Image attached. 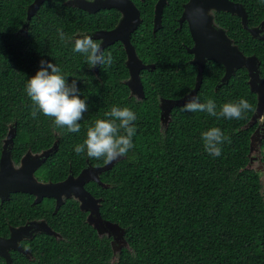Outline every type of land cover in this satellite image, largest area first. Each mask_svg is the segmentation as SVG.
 I'll return each mask as SVG.
<instances>
[{"label":"trees","instance_id":"trees-1","mask_svg":"<svg viewBox=\"0 0 264 264\" xmlns=\"http://www.w3.org/2000/svg\"><path fill=\"white\" fill-rule=\"evenodd\" d=\"M65 1H46L23 32L33 0H0V159L3 141L14 128L16 163L29 150L38 153L60 139L57 153L38 172L44 180L61 181L70 170L78 174L88 160L95 167L104 166L103 158L77 155L74 148L84 143L87 130L97 120L111 119L106 113L113 107L131 110L136 116L134 147L118 158L112 169L101 173L100 179L108 187L94 182L86 186L102 200L103 219L125 230L128 247L115 257L112 238L100 237L78 204L71 203L54 215L52 209L38 205V218H50L64 239L40 235L34 242L36 259L29 261L13 252V264H264V173L248 168L256 127L250 122L257 108L248 71L238 70L216 90L225 68L209 61L198 93L200 102L212 100L217 112L226 103L246 99L253 110L243 118H218L176 107L168 125L163 126L161 99H182L196 85L198 68L191 64L193 55L188 52L194 42L188 24H180L183 4L189 0H170L163 28L156 35L153 17L157 0H137L145 11L132 43L144 64L155 65L152 72L141 73L145 88L141 101L131 96L125 84L129 71L121 42L104 51L105 57L109 53L113 57L111 66L92 68L86 55L73 51L77 35L116 28L120 13L109 10L93 15L66 6ZM231 1L245 7L250 28L264 22V0ZM215 22L247 57L259 58L264 79V41L252 37L237 16L218 12ZM58 30L63 31L64 41ZM41 60L56 64L68 83L76 80L80 98H87L88 111L78 122V133L56 127L54 118L42 113L32 117L34 105L25 87ZM214 127L229 138L220 146L219 157L205 151L201 135ZM51 170L58 171L60 178ZM23 196H14L8 203L13 212L7 209V217H14L10 221L14 225L24 223L30 212L31 206L24 202L27 196ZM4 222L6 218L0 214L1 237L10 233ZM0 264H6L2 257Z\"/></svg>","mask_w":264,"mask_h":264},{"label":"water","instance_id":"water-1","mask_svg":"<svg viewBox=\"0 0 264 264\" xmlns=\"http://www.w3.org/2000/svg\"><path fill=\"white\" fill-rule=\"evenodd\" d=\"M47 0H35L28 9L27 22L23 31H26L31 19L37 14L38 9ZM145 1V0H143ZM168 0H159L155 7L154 35L163 28V14ZM68 6L79 8L91 14L102 9H117L122 14V19L110 31H98L91 37L101 41V49L121 42L127 54L126 66L129 71V79L125 82L131 96L141 101L145 98V88L142 82V71L152 72L155 65H146L139 58L136 48L132 43V36L142 23L141 12L129 0H95L94 2H84V0H73L67 3ZM225 12L237 16L245 30L249 31L252 37L264 41V22L255 28L248 25V14L245 7L240 3L231 0H190L184 5V11L180 18L181 26L186 22L189 25L191 36L194 42L188 52L193 55L191 64L197 66L198 74L194 90L187 96L179 100L161 99V122L167 126L171 112L176 107H183L192 96H198L204 80V71L207 62H215L225 68V75L218 84L216 90L226 85L231 77L240 69H246L249 74V86L251 92L257 96V108L251 119L250 125H255L259 119L264 117V79L261 72V61L256 55L247 57L234 41L227 35V32L216 25L215 13ZM15 132L10 130L5 140L4 149L0 159V198L2 201H9L12 194L26 193L37 197L36 204H40L44 198H55L57 209L63 205V198H74L80 203L82 212H88L87 223L92 226L100 237L105 235L112 238V247L115 257L122 252L124 247H128L124 239L125 230L117 223H112L103 219L100 208L101 199L94 197L87 189L86 185L95 182L102 187H108L101 179L102 172L113 168L116 161L106 163V165L92 168H85L78 177L70 176L66 181L59 183L43 184L35 176L36 171L43 165L44 158H48L51 153L58 150L56 143L47 153L40 155L28 152L21 160L20 167L14 165L12 159V148ZM264 135H260V130H256L251 136L250 154L254 151L261 155V150H255L258 144L261 145ZM250 168V165L248 166ZM259 168L258 171H262ZM36 232L55 235V233L44 223L34 224ZM29 227H21L11 230L10 239L0 238V257L4 258L6 264H13L10 255L11 250L23 253L20 247V234L29 230Z\"/></svg>","mask_w":264,"mask_h":264},{"label":"clouds","instance_id":"clouds-1","mask_svg":"<svg viewBox=\"0 0 264 264\" xmlns=\"http://www.w3.org/2000/svg\"><path fill=\"white\" fill-rule=\"evenodd\" d=\"M58 34L61 41L66 39L62 30H58ZM73 51L86 55L87 62L92 68L105 65L111 66L113 63L111 53L105 57L101 44L95 42L88 35L75 39ZM25 91L34 105L31 113L33 118H36L38 113H42L44 116L54 118V125L58 128L67 129L70 133L80 131L78 122L83 119L84 113L88 111L87 98H80L77 81L72 80L71 83H68L67 79L61 75V69L56 64L41 60L39 70L35 76L28 80ZM181 110L192 113L206 112L218 118L239 120L248 111L253 110V106L246 99H240L237 103L224 104L222 109L217 112L216 104L212 100L201 103L198 96H192ZM106 116L111 117V119L97 120L95 125L87 130L84 143L75 146L74 151L77 155L86 153L88 158H103L105 163H111L120 157L126 156L134 147L132 138L136 135V127L133 124L136 120L135 114L128 108L113 107L110 112L106 113ZM10 130L16 132L14 128H10ZM121 130H123V134H121ZM201 135L205 151L210 156L219 157L221 155L220 146L229 138L219 128L215 127ZM59 142L60 139L56 142L58 146ZM262 144L263 140L260 145L261 155ZM13 147L14 143L11 146L12 150ZM262 172L264 173V170Z\"/></svg>","mask_w":264,"mask_h":264},{"label":"flooded vegetation","instance_id":"flooded-vegetation-1","mask_svg":"<svg viewBox=\"0 0 264 264\" xmlns=\"http://www.w3.org/2000/svg\"><path fill=\"white\" fill-rule=\"evenodd\" d=\"M48 1V0H47ZM70 1H73V0H66L65 1V5L67 6L68 4V2H70ZM95 0H84V2H94ZM130 2H132L138 9H139V11L141 12V17H142V11L144 12L145 11V9L143 10V8H141V6H140V3H138L137 2V0H129ZM138 1H141L142 3H145L146 2V0L145 1H143V0H138ZM158 1L159 0H157L156 1V3H155V5H154V17H155V7H156V4L158 3ZM190 1V0H189ZM188 1V2H189ZM35 2V0H33V2H32V4ZM169 2H170V0H168V3H167V5L165 6V8L169 5ZM188 2H186L185 4H187ZM31 4V5H32ZM185 4H183V8H184V5ZM30 5V6H31ZM29 6V7H30ZM43 6V5H42ZM41 6V7H42ZM29 7H28V9H29ZM40 7V8H41ZM40 8L38 9V12H39V10H40ZM75 9H79V8H75ZM79 10H81V9H79ZM109 10H116V11H118L117 9H102V10H100V11H98V12H96V13H94L93 15H96V14H98V13H100L101 11H109ZM82 11H84V10H82ZM38 12H37V14H38ZM86 12V11H85ZM119 12V11H118ZM87 13H89V12H87ZM120 13V12H119ZM89 14H91V13H89ZM27 15H28V10H27ZM120 15H121V17H120V20L122 19V14L120 13ZM28 17V16H27ZM153 17V24H154V18ZM120 20H119V22H120ZM186 23V22H185ZM188 24V23H187ZM189 26V25H188ZM99 31H110V30H99ZM98 32V31H97ZM85 35H87V34H84V35H77L76 36V39L77 38H81V37H83V36H85ZM88 36H92V35H88ZM94 40V39H93ZM95 41H98V43H101V41L100 40H95ZM217 88V87H216ZM256 125V127H255V131L256 130H260V135H264V117L263 118H261V119H259L258 120V122L255 124ZM254 125V126H255ZM254 131V132H255ZM5 141V140H4ZM3 141V148H4V144H5V142ZM56 142H58V139H56V141H55V143L53 144V146L51 147V148H49V149H45V150H42V151H40V152H38V153H34V152H32L31 150H29L28 152H31L32 154H35V155H40L41 156V154H43V153H47L50 149H52L53 147H54V145L56 144ZM58 149H59V146H58ZM3 150V149H2ZM255 150H257V149H255ZM58 151V150H57ZM57 151L56 152H54V153H51L50 155H49V157L48 158H44V163H43V165L41 166V167H43L44 165H45V163L50 159V157L51 156H53L55 153H57ZM27 152V153H28ZM256 152V151H255ZM27 153H25L22 157H21V159L19 160V162L18 163H16V162H14V160H13V162H14V165L16 166V167H20V165H21V160H22V158L27 154ZM258 153V152H257ZM2 154V153H1ZM258 156L259 157H257V158H252V157H249L250 158V163H249V165H250V167L255 163V162H258L259 164H260V167L259 168H262L263 170H264V163L262 162V155H259L258 154ZM106 165V164H105ZM248 165V166H249ZM41 167L36 171V173H35V176H36V178H37V180L39 181V182H41V183H43V184H48V183H59V182H64V181H66L70 176H74V177H78L80 174H81V172L85 169V168H87V167H92V168H98V166H93V165H91L90 164V162H89V160L87 161V166H85L81 171H80V173H78V174H74V172L72 171V170H70V173L67 175V177L65 178V179H63V180H59V181H54L53 179H50V180H44V179H42V178H40V176L38 175V172H39V170L41 169ZM101 167V166H100ZM249 168V167H248ZM259 168L256 170V171H258L259 170ZM249 169H251V168H249ZM58 171H55V170H51V174L55 177V178H60V175H58ZM95 183V182H94ZM89 184V183H88ZM87 186V185H86ZM23 195H25V196H27V197H25V199H26V201H24L26 204H28L29 203V205L31 206V208H30V212H29V214H28V216L25 218V220H24V223H22V224H18V225H14V224H12V223H10V221L14 218V217H12V218H8L7 217V215H8V210L7 209H10V207H8V203H10L13 199H14V196H22V197H24ZM36 200H37V197L36 196H34V195H31V194H26V193H17V194H12L11 196H10V200L9 201H2V199L0 198V210H1V212H0V214L2 215L3 214V216L6 218V222H4V223H6L7 225H8V227H9V231H10V233H9V235L7 236V237H1L0 236V238H2V239H10V237H11V230L12 229H14V230H17V229H19V228H21V227H29L30 229L26 232V234L25 233H21L20 234V240H19V244H20V247H22V251H23V253H20V252H18V251H15V250H11L10 251V254H11V256L13 255V252H15V253H19L20 255H22V256H24L26 259H28L29 261H33V260H35L36 259V252H37V244H35L34 245V242H38V238H39V236L40 235H48V236H52V237H55V238H57V239H64V237L58 232V231H56L53 227H52V225L50 224V218H38V216H37V214H38V211H37V206L38 205H44L45 207H48V208H50V209H52L53 210V215L54 214H58V212L60 211V210H62V209H67V208H69V205L72 203V204H78V206H79V208H80V203L76 200V199H74V198H71V199H67V198H63V205L62 206H60L58 209H57V200L55 199V198H44L43 200H42V202L40 203V204H36ZM67 207V208H66ZM33 211H32V210ZM10 211H12V209H10ZM13 212V211H12ZM17 213H14V215H16ZM48 214H50V211H48ZM87 218H88V213H87ZM23 222V221H22ZM44 223V224H46L50 229H52V231L55 233V235H50V234H45V233H42V232H36L35 231V229L33 228V226H34V224H37V223ZM12 259H13V257H12ZM5 260V259H4ZM6 262V261H5Z\"/></svg>","mask_w":264,"mask_h":264},{"label":"rangeland","instance_id":"rangeland-1","mask_svg":"<svg viewBox=\"0 0 264 264\" xmlns=\"http://www.w3.org/2000/svg\"><path fill=\"white\" fill-rule=\"evenodd\" d=\"M255 149H260V144H258ZM251 157L252 158H257L259 156H258V153L254 151V153L252 154ZM259 167H260V164L258 162H255L250 168L252 170H257ZM260 172H262V171H260ZM263 177H262V182H263V185H264V178Z\"/></svg>","mask_w":264,"mask_h":264}]
</instances>
